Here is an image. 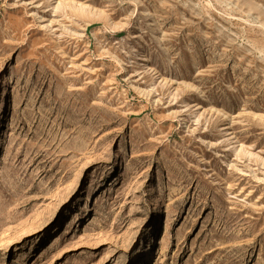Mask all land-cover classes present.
<instances>
[{
	"label": "rangeland",
	"instance_id": "1",
	"mask_svg": "<svg viewBox=\"0 0 264 264\" xmlns=\"http://www.w3.org/2000/svg\"><path fill=\"white\" fill-rule=\"evenodd\" d=\"M0 264H264V0H0Z\"/></svg>",
	"mask_w": 264,
	"mask_h": 264
},
{
	"label": "bare ground",
	"instance_id": "2",
	"mask_svg": "<svg viewBox=\"0 0 264 264\" xmlns=\"http://www.w3.org/2000/svg\"><path fill=\"white\" fill-rule=\"evenodd\" d=\"M143 14H149V12L148 11H144Z\"/></svg>",
	"mask_w": 264,
	"mask_h": 264
}]
</instances>
